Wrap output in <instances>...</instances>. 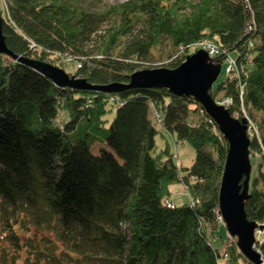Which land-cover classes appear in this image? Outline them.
Listing matches in <instances>:
<instances>
[{"label":"trees","instance_id":"16d2710c","mask_svg":"<svg viewBox=\"0 0 264 264\" xmlns=\"http://www.w3.org/2000/svg\"><path fill=\"white\" fill-rule=\"evenodd\" d=\"M3 1L10 51L63 69L64 57L79 60L69 74L93 84H128L155 52L176 68L205 40L236 52L238 65L252 55L247 74L226 76L210 93L232 99L233 116L244 106L255 117L250 153L262 162L245 210L264 225V0H126L102 8L79 0ZM226 56L214 62L223 67ZM111 97L115 108L107 107ZM152 107L163 129L195 150L190 167L177 166L168 144L155 151ZM62 109L68 119L58 124ZM195 112L199 122L190 119ZM217 130L192 97L164 88L58 87L0 54V264H220L225 254L228 264H254L235 241L215 247L208 234L218 222L228 147ZM92 143L107 148L94 153ZM173 183L186 185L194 203L169 206ZM256 245L264 259V239Z\"/></svg>","mask_w":264,"mask_h":264},{"label":"water","instance_id":"95a60500","mask_svg":"<svg viewBox=\"0 0 264 264\" xmlns=\"http://www.w3.org/2000/svg\"><path fill=\"white\" fill-rule=\"evenodd\" d=\"M4 23L0 8V54L35 69L58 87L104 93H119L129 87L164 88L174 95L192 97L200 103L228 143L218 191L219 213L229 235L236 237L239 251L252 263L264 264L262 254L255 248V230H263L264 225L249 220L245 210L246 200L251 196L249 187L252 172L248 121L245 117H234L229 108L218 103L210 93L220 75V63L214 62L207 51L198 49L176 68L140 69L130 75L128 84L114 82L98 85L69 74L62 67L13 53L6 44Z\"/></svg>","mask_w":264,"mask_h":264},{"label":"rangeland","instance_id":"374dc122","mask_svg":"<svg viewBox=\"0 0 264 264\" xmlns=\"http://www.w3.org/2000/svg\"><path fill=\"white\" fill-rule=\"evenodd\" d=\"M126 0H79L80 3L86 5V6H91L94 8H102L108 4H112V3H120V2H124ZM4 1L2 0L1 3V8L5 11V7H4ZM5 13V12H4ZM5 15V14H4ZM31 44V42H30ZM210 46L213 48H218V45L216 43H214L213 41H203L201 42V45L197 44L195 46H192L189 51L187 52V55H191L193 54L196 50H198V47L201 46ZM40 50V49H39ZM219 50V48H218ZM225 53L227 54V59L232 60L234 59L237 63V56H236V52L233 53H229V52H224V51H220L219 53ZM155 56L149 61L146 62L143 65V69H151L153 68H159V67H167L166 64L167 62H169V60H167L166 56L163 55H159V52H155ZM163 53H165V51H163ZM252 55H247L246 57V63L244 64H237V69L235 73H230L227 71V63H224V66H221V72L220 75L218 77V79L214 82L215 86L217 84V82L221 81L222 79H224L226 76H231V77H237L239 78L241 74H247L248 71L251 70L252 65L250 63ZM52 58H54L55 62L59 61V57L57 55L52 56ZM186 60V59H185ZM68 64L66 65V71L69 73H73L76 69V62L73 61H69L67 62ZM80 68V67H78ZM169 68V67H168ZM215 100L220 103L223 104L224 106H226L227 108H229V106L232 104V99L228 98V97H224L222 93H218L217 97L215 98ZM114 103V105H113ZM118 102L114 99V100H110V104L109 106H107L108 108L111 107H116L115 105H117ZM196 106L192 105L191 108L195 109ZM152 111L149 113V117L152 120V122L154 123V125L157 127L158 130V135L156 137V149L155 151H161L166 144L169 145L171 152L173 153V158L174 160L177 162V166L179 167H190L193 164L194 158H195V150L193 149V147L188 144L185 141H179L176 139V137L167 132L165 129H163L162 125L159 124L158 121V111L152 107L151 109ZM240 111V113H239ZM236 111L234 113V117L238 118V116L243 115V117H245L248 121V129H247V133L250 137V139H252V137L255 135L258 137V128L255 122V117H250L249 116V112L248 109L245 108L244 106L240 107V110ZM160 114V113H159ZM257 113H255L254 115H256ZM157 115V116H156ZM161 115V114H160ZM113 116V111H110L105 117L106 119L109 121L111 120ZM68 119V112L64 109L60 110V115L57 119V123L58 124H63L66 120ZM192 120H194L195 122H199L202 119V115L200 113H191V118ZM107 123V122H106ZM219 130V129H218ZM217 130V131H218ZM106 147L105 145H99L98 143H92L91 144V149L94 153H99L100 151V147ZM107 148V147H106ZM250 159H251V164H252V172H251V177H253L255 174H257V168L259 163L262 162V158L259 154L257 153H250ZM251 180V179H250ZM169 190H170V197L167 198L165 200V202H171L173 204L179 205V204H184L186 202H190L191 204L194 203V199L191 197L186 185H184L183 183H173L169 186ZM250 190V187H249ZM218 217V216H217ZM218 222L216 223L215 227H209L208 229V234L210 237V240L212 242V244L215 247H219L223 244H226L227 242L230 243H234V241L236 242V237L230 236L226 227H225V223L223 219H220L219 217L217 218ZM255 248H257V243L262 242L264 239V229L260 230V229H256L255 230ZM230 258V256H228L227 254L224 255L223 260L220 264H224L223 262L227 261L228 264V259Z\"/></svg>","mask_w":264,"mask_h":264},{"label":"built area","instance_id":"2783aa9c","mask_svg":"<svg viewBox=\"0 0 264 264\" xmlns=\"http://www.w3.org/2000/svg\"><path fill=\"white\" fill-rule=\"evenodd\" d=\"M201 45V42L200 43H198V45ZM30 47L31 48H37L36 47V44L35 43H33V42H31V44H30ZM199 49H203V50H205V51H207L208 52V54L210 55V57L211 58H215L216 56H218L220 53H219V50H218V48H213V47H210V46H207L206 45V47L205 46H201V47H198ZM225 52V51H224ZM64 61H66V62H69V61H73V62H76L77 64V66L76 67H81V62L79 61V60H76V59H72V58H70V57H64ZM225 63H227V71L229 72V74L230 73H235L236 72V69H237V63H236V61L234 60V59H232V60H229V59H227V57H226V59H225ZM110 100H114V98L113 97H111V99ZM157 116V115H156ZM158 121H159V124H161L162 125V116L158 113ZM169 206H173V203H171V202H166ZM218 217L220 218V219H223L222 218V216L220 215V213H218Z\"/></svg>","mask_w":264,"mask_h":264}]
</instances>
